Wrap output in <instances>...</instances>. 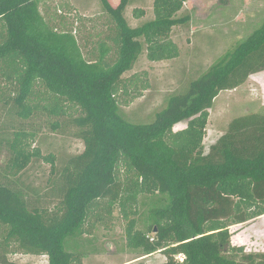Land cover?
Here are the masks:
<instances>
[{
  "label": "trees",
  "instance_id": "16d2710c",
  "mask_svg": "<svg viewBox=\"0 0 264 264\" xmlns=\"http://www.w3.org/2000/svg\"><path fill=\"white\" fill-rule=\"evenodd\" d=\"M132 1L114 7L100 0L115 27L98 42L92 61L73 31L46 20L41 0H0V81L17 85L12 110L30 120L43 108L57 117L54 130L73 127L84 142L58 168L53 156L47 158L56 171L52 196L31 198L17 173L40 152L23 148L33 133L15 134L14 156L0 171V227H8L0 264H33L9 258L17 253L47 256L48 264H83L76 248L104 200L110 208L117 204L129 221L128 246L142 255L162 252L167 259L159 264H264V252L232 245L230 232V226L264 215V113L235 118L204 150L216 97L264 71V22L185 91L172 94L153 122L134 123L121 109L123 75L145 50L151 61L175 58L178 46L170 33L190 15H177L186 0H155V18L131 26L125 12ZM134 15L145 12L137 8ZM114 50L118 57L111 63ZM39 85L50 95L43 106L34 102ZM181 122L186 127L174 130ZM51 199L58 200L55 210L45 201Z\"/></svg>",
  "mask_w": 264,
  "mask_h": 264
},
{
  "label": "rangeland",
  "instance_id": "374dc122",
  "mask_svg": "<svg viewBox=\"0 0 264 264\" xmlns=\"http://www.w3.org/2000/svg\"><path fill=\"white\" fill-rule=\"evenodd\" d=\"M120 1L114 4L109 0L114 7ZM154 1L133 0L125 12L128 23L137 26L155 18ZM137 8L145 15L136 17L134 9ZM40 10L53 27L73 31L85 57L92 61L97 58L98 42L109 38L115 27L100 0H41ZM177 15H190L188 23L173 26L170 33V38L178 46V55L172 59L151 61L145 50L133 69L123 75L127 91H120L119 99L123 114L131 122H153L172 94L185 91L191 81L206 72L220 56L260 27L264 22V0H186ZM117 57V50H114L110 54V62L116 61ZM16 86L6 80L0 81V138L4 139L5 146L0 153V171L7 168L14 156L11 143L15 134L18 131L28 135L33 133L30 138L22 140L23 148L26 153L37 150L40 153L32 154L29 164L17 175L31 198L39 196L43 199L47 195L52 196L50 187L56 177L52 162L47 158L53 156L58 168L70 156L80 153L84 142L76 136L73 127L54 130L51 124L57 117H50L43 108L32 119H21L12 110L9 100L16 94ZM37 92L34 102L43 106L50 95L40 85ZM75 111L71 109L70 113L78 114ZM251 113H264V71L252 74L241 86L221 91L216 97L209 110L205 152L227 132L235 118ZM185 127L186 122H181L174 130ZM120 177L125 179L124 175ZM10 179L14 178L10 176ZM143 198L141 195L140 199ZM45 201L51 202L49 206L55 210L57 199ZM97 212L98 216L96 213L91 216L92 225H86L87 233L76 248L83 253V264H159L167 259L160 251L142 255V251L128 246L126 228L129 221L123 217L117 204L110 208L107 201H101ZM263 216L230 226L231 244L243 246L246 252H264ZM136 218L139 220L140 216ZM141 220L142 217L138 228L143 226ZM7 232L8 227L1 226L0 239ZM9 258L18 262L48 264V257L43 255L17 253ZM178 258L183 260L181 255Z\"/></svg>",
  "mask_w": 264,
  "mask_h": 264
},
{
  "label": "crops",
  "instance_id": "0c3cea01",
  "mask_svg": "<svg viewBox=\"0 0 264 264\" xmlns=\"http://www.w3.org/2000/svg\"><path fill=\"white\" fill-rule=\"evenodd\" d=\"M118 0H112V2L115 4L117 3ZM120 1V0H119ZM117 5V4H116ZM264 217V216H263Z\"/></svg>",
  "mask_w": 264,
  "mask_h": 264
}]
</instances>
